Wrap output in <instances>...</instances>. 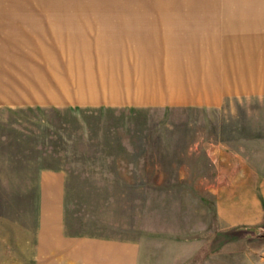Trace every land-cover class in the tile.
Returning <instances> with one entry per match:
<instances>
[{"label": "rangeland", "instance_id": "rangeland-1", "mask_svg": "<svg viewBox=\"0 0 264 264\" xmlns=\"http://www.w3.org/2000/svg\"><path fill=\"white\" fill-rule=\"evenodd\" d=\"M0 4L42 9L32 25L40 20L44 35L72 38L8 49L36 51L30 58L43 74L23 85L43 83V104L0 108V264H57L37 253L56 227L67 237L138 244V264H264V192L210 191L206 157L218 141L264 147V0ZM171 10L182 16L163 15ZM241 17L257 21L242 26ZM166 33H176L168 44L186 57L163 58ZM56 91L58 107L50 103ZM46 172L64 175L60 224H45L43 206L54 195L40 187ZM254 202L256 223L222 215Z\"/></svg>", "mask_w": 264, "mask_h": 264}, {"label": "crops", "instance_id": "crops-1", "mask_svg": "<svg viewBox=\"0 0 264 264\" xmlns=\"http://www.w3.org/2000/svg\"><path fill=\"white\" fill-rule=\"evenodd\" d=\"M3 1L4 0H0V2ZM168 1L178 2L179 4V0ZM183 5L184 8H188V5L182 1L180 6ZM170 8L171 7H163L160 10ZM169 12L170 14L163 15L182 16V14H180L182 12H178L177 10H171ZM177 12L178 14H175ZM41 16H43L42 9L4 8L3 5L0 4V108H17L25 106H36V108H41L40 106L43 104L41 102L42 92L38 89L42 87L43 83H41V85L32 83L30 87H28L27 84L23 85V81H37L43 74L42 62L38 64L32 61L34 58H30L34 56L36 51L34 53H29L27 56H21V52L13 55V53L8 50L9 46L10 49H12L10 44L13 45L15 43V46L20 49V47L23 48V44L29 42L27 40L32 39L34 36L32 30L42 27L40 20H37V27L32 25V21L36 20L34 18ZM18 17H30L31 19H14ZM244 19V17H241L239 20L242 26H245V24L253 25L254 22L257 21V18L249 21ZM171 20L172 19L169 18L166 21L169 22ZM262 23L264 26L263 20ZM169 27H171V25H169ZM15 35L17 39H14ZM169 35H171V33L164 34L163 42L159 44L162 48L163 58L166 59V61H170L176 59L178 56L181 57L184 55V57H186V53H178L174 49L178 45L176 46L175 43L168 44V41L172 39L174 35L176 36V33L172 37ZM211 39L212 38L208 39L207 43H210L211 41L209 40ZM23 41H25V43H22ZM17 42H19V44L22 43V45L16 44ZM1 51H3V54ZM150 58H152L151 55ZM167 72H170V70ZM32 88L36 91L32 92L30 90ZM57 96L58 93L56 91L55 99L50 100L51 105L55 107L59 105ZM212 97L218 98L219 95L218 93H212ZM212 105L219 106L218 103ZM254 142L248 141L247 143L253 144ZM258 142L260 143L261 140L258 139ZM206 157L214 172L213 188L210 189V191L238 194L264 192V147L252 148L246 145L244 147L235 148L218 141L216 143H210V147H208L206 151ZM40 187L42 191H48L54 194L49 197L50 200L48 204L43 206L44 209L49 210L44 213V218L48 220L45 224H60L62 220V199L60 198L64 193V175L61 172H46L42 174ZM226 210L228 212H226ZM226 210L222 211V215L227 219V223L248 225L256 223V219L259 218L261 213V206L256 204V202H254L252 207L241 203L239 206L236 205L235 208H232L231 211H229L230 209L228 208ZM54 231L56 233H54ZM51 232L50 237L42 236L40 244L38 243L37 253L41 257L50 256L52 259H56L57 264H138L140 256V246L138 244L123 242L116 239H77L67 237L61 232L59 227L52 228Z\"/></svg>", "mask_w": 264, "mask_h": 264}, {"label": "bare ground", "instance_id": "bare-ground-1", "mask_svg": "<svg viewBox=\"0 0 264 264\" xmlns=\"http://www.w3.org/2000/svg\"><path fill=\"white\" fill-rule=\"evenodd\" d=\"M157 8H160V9H162L163 7H157ZM119 12H123V10H119ZM125 12V11H124ZM56 17H51V19L49 20V21H55V20H58V18H56ZM66 21V20H65ZM67 22V21H66ZM137 24H142V23H146V22H144V21H141V20H137V22H136ZM121 24H123V21H121L120 22V25ZM33 26H35V27H37V25L36 24H33ZM43 29L44 28H42V27H39L38 29H35L34 31L32 30V34H34V36L32 37V39L31 40H27V41H29V46H35L36 44L39 46V48L41 49V47H42V44H44V42H47V41H49V43H50V45L49 46H52L53 44L52 43H54V46H59V44L60 43H63V42H67V44H69V40H71L70 39V36H69V33L67 32L66 33V35H64V39H62L60 36H58V37H55V36H53L52 34H51V37L50 36H47V35H44L46 32H44L43 31ZM9 31V30H8ZM29 32V31H28ZM31 32V31H30ZM49 32V31H48ZM47 34V33H46ZM6 35V34H5ZM4 35V36H5ZM31 35V34H30ZM149 35H150V33H149ZM27 36V35H26ZM62 36H63V34H62ZM17 36L15 35V37H14V39L16 38ZM23 37V36H22ZM25 37V36H24ZM112 36L109 34V37L108 38H110V39H112L111 38ZM119 38H121V37H119ZM10 39V38H9ZM13 39V40H14ZM17 39V38H16ZM118 39V38H117ZM120 40H122V39H120ZM129 40H135L133 37H131V36H129ZM128 40V41H129ZM115 42H116V40H114ZM119 41V39L117 40V42ZM126 41H127V39H126ZM1 42V41H0ZM4 42V41H3ZM107 42V41H106ZM22 43H25V41H23ZM22 43H20L21 45H22ZM39 43V44H38ZM15 44V43H14ZM16 44H19V42H17ZM19 44V45H20ZM41 44V45H40ZM47 45V44H46ZM45 45V46H46ZM70 45V44H69ZM7 46V45H6ZM25 46V45H24ZM10 47V46H9ZM12 47V46H11ZM7 48V47H6ZM34 48V47H33ZM15 49V48H14ZM107 49L108 48H103L102 49V53H101V55H103L104 57L105 56H107ZM43 50V49H42ZM66 50L64 49V52H65ZM3 51H1V53H2ZM5 52V51H4ZM9 52V51H8ZM13 52H14V50H13ZM48 52V51H47ZM46 52V53H47ZM5 53H7V52H5ZM43 53V52H42ZM3 54V53H2ZM2 57V56H1ZM11 57V56H10ZM47 59H50V58H47ZM74 59V58H73ZM97 61H95V63H96ZM96 70V69H95ZM18 72V71H17ZM30 73V72H29ZM53 74H55V73H53ZM97 74H98V72H97ZM99 75V74H98ZM96 77H97V75H96ZM99 77V76H98ZM83 82H84V80H83ZM81 83H82V81H81ZM34 84V83H33ZM75 84V83H74ZM84 84V83H83ZM18 86V85H17ZM60 86V85H59ZM74 86V85H73ZM86 87V86H85ZM41 88V87H40ZM86 89V88H85ZM149 90V89H148ZM33 91V90H32ZM61 91H65V89L62 87V90ZM43 93V92H42ZM53 93V92H52ZM64 94H66V93H64ZM84 94H85V91H84Z\"/></svg>", "mask_w": 264, "mask_h": 264}]
</instances>
